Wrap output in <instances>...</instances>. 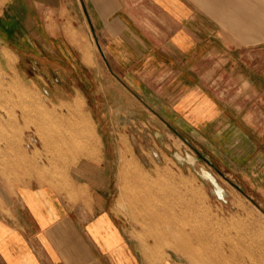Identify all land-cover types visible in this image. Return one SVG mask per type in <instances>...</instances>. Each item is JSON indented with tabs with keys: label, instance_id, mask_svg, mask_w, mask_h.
Listing matches in <instances>:
<instances>
[{
	"label": "crops",
	"instance_id": "0c3cea01",
	"mask_svg": "<svg viewBox=\"0 0 264 264\" xmlns=\"http://www.w3.org/2000/svg\"><path fill=\"white\" fill-rule=\"evenodd\" d=\"M11 3L0 32L48 80L85 83L89 94L72 90V99L85 98L93 131L90 99L108 100L114 129H149L164 147L191 145L264 187V0ZM52 86L44 92L55 102L69 99ZM106 160L81 154L46 180L0 190V264H175L147 253L115 214Z\"/></svg>",
	"mask_w": 264,
	"mask_h": 264
},
{
	"label": "rangeland",
	"instance_id": "374dc122",
	"mask_svg": "<svg viewBox=\"0 0 264 264\" xmlns=\"http://www.w3.org/2000/svg\"><path fill=\"white\" fill-rule=\"evenodd\" d=\"M11 4L0 0V20L6 19V8L12 11ZM11 42L0 32V190L15 188L33 176L46 180L50 171H65L75 164L64 159L105 154L104 165L115 174L111 205L147 253L175 264H264V187L250 186L251 179L238 176L241 172L216 167L191 145L164 147L149 129H114L118 114L115 107L111 112L108 100L99 105L90 99L98 122L93 131L85 98L72 99V90L89 94L85 83L79 77H68L65 86L55 77L48 80L11 48ZM52 82L56 88L62 86L69 99L57 96L55 102L45 94V88L54 90ZM54 133L56 143L48 144ZM53 155L63 160H49ZM119 167L122 178L117 176ZM181 206L191 214L179 224L163 211L173 207L178 214ZM157 211L162 218L148 220ZM196 233L214 240L201 243Z\"/></svg>",
	"mask_w": 264,
	"mask_h": 264
},
{
	"label": "bare ground",
	"instance_id": "6f19581e",
	"mask_svg": "<svg viewBox=\"0 0 264 264\" xmlns=\"http://www.w3.org/2000/svg\"><path fill=\"white\" fill-rule=\"evenodd\" d=\"M8 22V21H7ZM8 55V54H7ZM24 103V102H23ZM40 116V115H39ZM53 116V115H52ZM17 125V124H16ZM67 137V136H66ZM69 137V136H68ZM67 137V138H68ZM61 139H62V137H61ZM7 141V140H6ZM36 145V144H35ZM65 147H66V145H65ZM120 155V154H119ZM89 156V155H88ZM121 156V155H120ZM136 158V157H135ZM61 159V158H60ZM128 159V158H127ZM41 161V160H40ZM60 161H62V160H60ZM64 161H65V159H64ZM63 161V162H64ZM204 172H205V175L209 178L210 177V179H212L213 180V182L215 183V184H218L217 183V181L215 180V178L212 176V174L209 172V171H207V170H204ZM51 175V174H50ZM220 193H222L221 192V190H220ZM174 203V202H173ZM170 206H172V205H170ZM178 207V206H177ZM181 207H183V206H181ZM163 211H165V215H170V217L174 220V221H176L178 224L181 222V221H184V220H186V218H188V216H190L189 214H191L187 209H184V207H183V209L181 210V213H178V214H176V212H175V210H174V208L172 207V208H165ZM162 218V215H161V213H159L158 211L157 212H155L154 214H152V215H150L149 216V219L148 220H151V221H158V220H160ZM178 229L180 230V232L181 233H183L184 231H183V229H180V227H178ZM178 231V230H177ZM176 231V232H177ZM206 232V231H205ZM196 239L197 240H199V242H201V243H203V242H209L210 240H214L213 238H209V237H205V236H203V235H200L199 233H196ZM228 246V245H227ZM229 246H231V245H229ZM189 247V244L187 245V243L185 244V248L183 247V249H187ZM183 252V251H182ZM237 258V257H236ZM239 258V257H238ZM239 260V259H238Z\"/></svg>",
	"mask_w": 264,
	"mask_h": 264
},
{
	"label": "water",
	"instance_id": "95a60500",
	"mask_svg": "<svg viewBox=\"0 0 264 264\" xmlns=\"http://www.w3.org/2000/svg\"><path fill=\"white\" fill-rule=\"evenodd\" d=\"M175 155H176L177 157H179V158H184V156L181 155L179 152H176ZM185 156H186L188 159H190V158L193 157V155H192L191 153H188V152L185 153ZM193 158H194V157H193Z\"/></svg>",
	"mask_w": 264,
	"mask_h": 264
}]
</instances>
